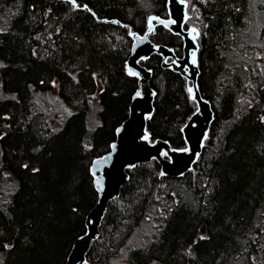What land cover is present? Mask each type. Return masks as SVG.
Returning <instances> with one entry per match:
<instances>
[{
	"label": "trees",
	"instance_id": "trees-1",
	"mask_svg": "<svg viewBox=\"0 0 264 264\" xmlns=\"http://www.w3.org/2000/svg\"><path fill=\"white\" fill-rule=\"evenodd\" d=\"M182 1L184 27L199 32L196 85L213 113L207 137L180 177L161 176L155 160L126 170L85 264H264V24L249 30L253 0ZM151 17L168 18L167 0H0V90L12 95L0 98L2 264H65L86 234L98 200L90 166L128 118L139 88L126 71L130 34H144ZM149 38L182 56V38L163 25ZM140 64L155 92L151 139L183 148L196 110L186 79L158 54ZM54 81L71 110L57 129L36 99ZM95 93L98 124L89 128ZM152 223L151 238L129 246Z\"/></svg>",
	"mask_w": 264,
	"mask_h": 264
},
{
	"label": "water",
	"instance_id": "water-1",
	"mask_svg": "<svg viewBox=\"0 0 264 264\" xmlns=\"http://www.w3.org/2000/svg\"><path fill=\"white\" fill-rule=\"evenodd\" d=\"M185 9L186 3L182 0H167V19L152 17L149 19V31L143 35L130 34L133 42L126 71L138 78L139 88L131 98L128 118L115 130V140L111 143L109 152L91 163L90 172L94 178L98 200L86 217V234L74 241L65 264L86 263L85 254L90 242L94 241L99 233L98 227L107 204L118 198L121 187L128 179L126 170L155 160L160 165L161 176L177 178L192 169L201 153L213 113L209 102L201 97L197 89L196 39L199 32L192 27L184 29L187 18ZM110 22L119 23L117 20ZM157 25H163L173 34L182 37V57H177L173 50L157 45L149 39ZM153 53L162 55L164 59L170 58L172 61L162 62V66L178 72L192 84V93L190 88L188 91L196 104V110L182 127L185 142L183 148H172L168 142L160 139L152 140L146 129L147 120L153 113L155 92L148 85L151 71L142 66L140 61L146 60ZM192 60L195 63H192Z\"/></svg>",
	"mask_w": 264,
	"mask_h": 264
},
{
	"label": "rangeland",
	"instance_id": "rangeland-1",
	"mask_svg": "<svg viewBox=\"0 0 264 264\" xmlns=\"http://www.w3.org/2000/svg\"><path fill=\"white\" fill-rule=\"evenodd\" d=\"M264 0H253V6L251 12V18L248 20V26L251 33L259 32L264 24ZM263 7V8H262ZM260 8H262L260 10ZM184 29H188L185 28ZM98 80V79H97ZM99 81V80H98ZM191 82L188 83V88H191ZM57 82L53 83V90L45 94H37L36 99L40 105L44 108L47 113L50 127L52 129L59 128L62 120L70 113V108L67 107L57 95ZM12 96L6 94L0 90V98ZM93 101L91 103V110L88 115L89 128H94L98 124L97 117V93L93 95ZM6 128V124L0 128V135ZM153 227V229H152ZM157 228L156 223H152L145 227L143 230L134 235L133 239L130 240L129 246H139L146 242L148 238H151L152 231L154 232ZM207 237V232L204 226H201L198 230L197 238ZM3 255L0 253V264H2Z\"/></svg>",
	"mask_w": 264,
	"mask_h": 264
},
{
	"label": "bare ground",
	"instance_id": "bare-ground-1",
	"mask_svg": "<svg viewBox=\"0 0 264 264\" xmlns=\"http://www.w3.org/2000/svg\"><path fill=\"white\" fill-rule=\"evenodd\" d=\"M185 12H186V9H185ZM186 15H187V14H186ZM186 19H187V18H186ZM185 21H186V20H185ZM109 22H110V21H109ZM184 24H185V23H184ZM189 28H191V27H189ZM189 28H188V29H189ZM185 30H187V29H185ZM147 31H149V30H147ZM147 31H146V32H147ZM150 35H151V34H150ZM150 35H149V36H150ZM180 37H181V36H180ZM181 38H182V37H181ZM182 40H183V39H182ZM132 42H133V39H132ZM196 43H197V41H196ZM153 54H155V53H153ZM151 55H152V54H151ZM151 55H150V56H151ZM158 55H160V54H158ZM182 55H183V54H182ZM150 56H149V57H150ZM160 56L162 57V62H168V61L170 60V58H166V59H164L162 55H160ZM193 61H194V60H192L191 62H192V63H195V62H193ZM196 64H197V63H196ZM186 81H187V80H186ZM189 82H190V81H187V83H189ZM187 87H188V86H187ZM190 90H191V93H192L193 88L191 87ZM190 95H191V94H190ZM108 152H109V151H108ZM108 152H107V153H108ZM105 154H106V153H105ZM105 154H104V155H105ZM102 156H103V155H102ZM100 157H101V156H100ZM97 158H98V157H97ZM95 159H96V158H95ZM93 179H94V178H93ZM93 184H94V183H93ZM91 210H92V209H91ZM91 210H90V211H91ZM101 221H102V220H101ZM101 221H100V222H101ZM99 226H100V224H99ZM98 232H99V227H98ZM98 234H99V233H98ZM97 236H98V235H97ZM96 238H97V237H96ZM96 238H95L94 240H96ZM77 239H78V238H77ZM92 242H93V241H92ZM92 242H90L89 248H90ZM89 248H88V250H89ZM88 250H87V251H88ZM86 254H87V252H86ZM86 254H85V255H86ZM85 258H86V256H85Z\"/></svg>",
	"mask_w": 264,
	"mask_h": 264
},
{
	"label": "snow or ice",
	"instance_id": "snow-or-ice-1",
	"mask_svg": "<svg viewBox=\"0 0 264 264\" xmlns=\"http://www.w3.org/2000/svg\"><path fill=\"white\" fill-rule=\"evenodd\" d=\"M193 56H195V53H193ZM193 62H195V61H193ZM190 91H191V90H190ZM204 238H205V237H203V236L201 237V239H204Z\"/></svg>",
	"mask_w": 264,
	"mask_h": 264
}]
</instances>
